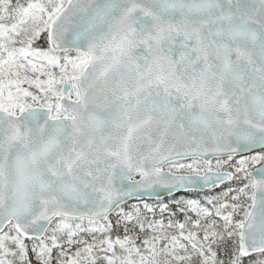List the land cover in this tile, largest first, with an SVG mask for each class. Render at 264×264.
<instances>
[{
    "label": "snow or ice",
    "instance_id": "1",
    "mask_svg": "<svg viewBox=\"0 0 264 264\" xmlns=\"http://www.w3.org/2000/svg\"><path fill=\"white\" fill-rule=\"evenodd\" d=\"M0 264H264V0H0Z\"/></svg>",
    "mask_w": 264,
    "mask_h": 264
},
{
    "label": "water",
    "instance_id": "2",
    "mask_svg": "<svg viewBox=\"0 0 264 264\" xmlns=\"http://www.w3.org/2000/svg\"><path fill=\"white\" fill-rule=\"evenodd\" d=\"M181 161H186V160H181ZM168 198L167 196H163L162 199Z\"/></svg>",
    "mask_w": 264,
    "mask_h": 264
},
{
    "label": "rangeland",
    "instance_id": "3",
    "mask_svg": "<svg viewBox=\"0 0 264 264\" xmlns=\"http://www.w3.org/2000/svg\"><path fill=\"white\" fill-rule=\"evenodd\" d=\"M181 163H186V162H189V161H180ZM235 186V185H234Z\"/></svg>",
    "mask_w": 264,
    "mask_h": 264
},
{
    "label": "trees",
    "instance_id": "4",
    "mask_svg": "<svg viewBox=\"0 0 264 264\" xmlns=\"http://www.w3.org/2000/svg\"><path fill=\"white\" fill-rule=\"evenodd\" d=\"M168 198H166L165 200H167Z\"/></svg>",
    "mask_w": 264,
    "mask_h": 264
}]
</instances>
